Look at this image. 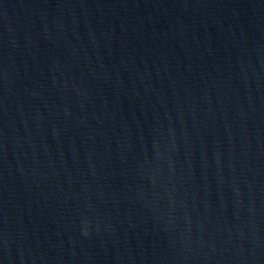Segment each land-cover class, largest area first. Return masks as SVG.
I'll list each match as a JSON object with an SVG mask.
<instances>
[{"label": "water", "instance_id": "95a60500", "mask_svg": "<svg viewBox=\"0 0 264 264\" xmlns=\"http://www.w3.org/2000/svg\"><path fill=\"white\" fill-rule=\"evenodd\" d=\"M0 264H264V0H0Z\"/></svg>", "mask_w": 264, "mask_h": 264}]
</instances>
